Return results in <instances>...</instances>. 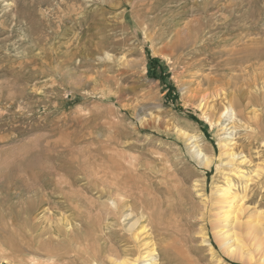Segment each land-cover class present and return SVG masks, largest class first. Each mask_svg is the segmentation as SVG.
<instances>
[{"label": "rangeland", "instance_id": "obj_1", "mask_svg": "<svg viewBox=\"0 0 264 264\" xmlns=\"http://www.w3.org/2000/svg\"><path fill=\"white\" fill-rule=\"evenodd\" d=\"M225 178L264 213V0H0V264H249Z\"/></svg>", "mask_w": 264, "mask_h": 264}, {"label": "bare ground", "instance_id": "obj_2", "mask_svg": "<svg viewBox=\"0 0 264 264\" xmlns=\"http://www.w3.org/2000/svg\"><path fill=\"white\" fill-rule=\"evenodd\" d=\"M225 117H227L228 120L234 119V111H233L231 105L228 103H227V106H224L222 108V112L220 114V118H225ZM224 130L225 129H223V131ZM227 134H226V136H224V139L229 140V141H224V144L222 146V148H223L222 153L224 155H226V158L228 159L227 163L232 164L234 161L237 160L238 155H235V153L233 152V149H231V148L229 149V146H231L232 144L230 143V139L227 136ZM183 135H184V133H183ZM188 139H189V141L190 140L192 141V144H193V142H195L192 137H189ZM191 147L192 148L194 147V150L196 149L195 151L193 150V152H195L194 155H196V157L198 159H200V162L202 163V165L208 166V164L210 162L208 157L205 154H202V152L199 151V149H197V146L195 144H193ZM239 158H240V156H239ZM244 162H245V159L236 163L237 167H234L231 165V167H232L231 173L242 178V179H246L247 176L243 174L242 169L239 168L238 166H240L241 164H244ZM256 170H258V169H256ZM256 170H254V171L256 172ZM261 170L262 169H260V172H262ZM253 175H255V173ZM249 179H248V181H249ZM225 180L226 181H225L224 185L218 187V189L216 190V192H215L216 198L212 204V211H211L212 212V221H213V225H212L213 234L212 235H213L214 241L217 244V246H219V248L224 253V255H227V256L233 258V260L235 259V260H238L241 262H248L249 264L250 263L251 264L252 263L253 264H264V213H260V212L255 211V210L250 211L246 205L245 197L240 196L235 192L234 186L229 181L228 178H225ZM150 182H152V181H150ZM139 200H141V199H139ZM153 205L154 204H152V206ZM155 205L157 206V203ZM155 209H154V211H155ZM171 212H172V210H171ZM171 212H170V214H171ZM150 213H152V212H150ZM245 215H247V217ZM136 218H138V217H136ZM244 219H246V220L243 222ZM168 220H169V216H168ZM139 222H141V221L139 220ZM160 224H162L161 220H160ZM150 225L152 226V224H150ZM157 227H159V226H157ZM141 228H143V226H141ZM141 228H140V230H141ZM169 228H170V226H169ZM146 229H148V228H146ZM143 230H141L140 232H137V234L134 233V235L132 237L135 240L141 238L139 236H140L141 232H143ZM162 232H164V231H162ZM145 236H146V233H145ZM153 243H155V242H153ZM141 246H143L144 248L137 258H135V259L130 258L128 255H126L127 254V252H126L125 257L117 264H137L139 262V260L141 261L140 264H159L157 259L154 257L156 255V251H157L155 245H151V244L149 245V241H148V243H142Z\"/></svg>", "mask_w": 264, "mask_h": 264}]
</instances>
